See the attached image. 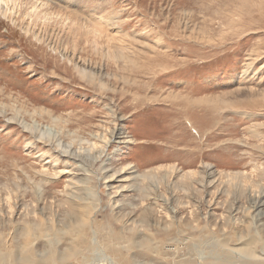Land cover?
Here are the masks:
<instances>
[{"label": "rangeland", "instance_id": "374dc122", "mask_svg": "<svg viewBox=\"0 0 264 264\" xmlns=\"http://www.w3.org/2000/svg\"><path fill=\"white\" fill-rule=\"evenodd\" d=\"M7 1L1 252L19 255L30 225L40 256L88 236L86 264H128L109 244L132 264L261 261L264 0Z\"/></svg>", "mask_w": 264, "mask_h": 264}, {"label": "bare ground", "instance_id": "6f19581e", "mask_svg": "<svg viewBox=\"0 0 264 264\" xmlns=\"http://www.w3.org/2000/svg\"><path fill=\"white\" fill-rule=\"evenodd\" d=\"M36 1H38V0H36ZM37 3V2H36ZM7 6V7H6ZM10 12V10L11 9H9L8 8V1L7 0H0V13H5V14H7V12L8 11ZM39 11V10H38ZM37 11V12H38ZM50 13V12H49ZM66 14V13H65ZM97 27V26H96ZM95 29V28H94ZM97 32V31H96ZM103 35V34H102ZM121 50V49H120ZM249 68V67H248ZM46 136V135H45ZM103 138H105V137H103ZM106 139V138H105ZM105 139H103V140H105ZM96 148V147H95ZM65 151V150H64ZM67 152V151H66ZM97 159V158H96ZM84 160V159H83ZM86 163V162H85ZM77 164H78V167H80V169L81 170H85L86 171V173H85V175L82 177V183H81V191H85V192H87V191H91V194H92V196H94L93 195V193L95 192H92V188H93V190H95V188H94V186L93 187H91L90 186V182H91V173H90V171H89V169L87 168V166L83 163V162H81V161H77ZM162 167V166H161ZM163 167H165V166H163ZM72 168V167H71ZM159 168V167H158ZM155 169V168H154ZM160 169V168H159ZM164 169V168H163ZM156 170V169H155ZM161 170V169H160ZM157 171H158V169H157ZM156 172V171H155ZM170 172V171H169ZM59 173H62V172H59ZM148 175V174H147ZM151 177V176H150ZM231 178V177H230ZM154 179V178H153ZM76 182H78V181H76ZM76 182H75V184H76ZM80 183V182H79ZM97 192V191H96ZM95 194V193H94ZM72 195H74V194H72ZM97 195V194H96ZM69 196L70 197H72L71 196V194H69ZM74 197V196H73ZM264 192L262 191L261 193H259V195H257V198L256 199H254L253 200V203L251 204V206L253 207L252 209H253V212H256L255 214H254V216H261V214H262V207H263V205H264ZM71 200L72 199H75V198H70ZM69 199V200H70ZM78 200V199H77ZM74 201V200H73ZM72 201V202H73ZM69 202H71V201H69ZM74 202H76V201H74ZM77 205V204H76ZM80 212V211H79ZM96 212V211H95ZM79 218V217H78ZM81 218V217H80ZM75 223V222H74ZM65 224V223H64ZM89 224H91V223H89ZM69 225V224H68ZM81 226H82V224H80ZM86 226H88L87 224H85ZM85 225H83V226H85ZM100 225H98V227H99ZM89 227V226H88ZM110 227V226H109ZM73 228H75V227H73ZM79 228H81V227H79ZM78 229V228H77ZM76 229V230H77ZM48 230V229H47ZM50 230V229H49ZM56 230V229H55ZM62 230V229H61ZM80 230V229H79ZM84 231V230H83ZM82 231V232H83ZM92 231H94V230H92ZM81 232V231H80ZM89 232V231H88ZM32 229H31V227H30V225H28V227L26 228V233H25V236H26V241H25V243L23 244V246L21 247V249H20V252H19V255H17L16 254V252H15V254H14V256L12 257V256H10V255H6V254H3L1 251V249H0V264H9L10 262H14V264H59V263H64L65 262V258L66 257H68V256H70V255H77V253H79V254H81V255H83V262L86 264L87 262H88V258L90 259V257H92V256H90V255H88L87 253L89 252V251H93V246H88V245H91L92 244V241H91V239H88L86 236H81V235H83V234H80V236L81 237H77V240H78V238H80L77 242H75L74 244H72L71 243V245H70V247H68V250L64 253V252H62V254L63 255H61V253H60V255L59 256H56L57 254L55 253V250L54 251H52V250H45L46 252H45V254H44V252H43V255L42 256H40V255H37V253L35 252V250L33 249V247H32V241L30 240V239H32ZM119 234V236H120V238H121V241H123V243H125V235H123V234H121V233H118ZM57 235V234H56ZM63 235V234H62ZM72 236V235H71ZM31 237V238H30ZM43 237V236H42ZM42 237H40V238H42ZM57 237V236H56ZM59 237V236H58ZM95 238V237H94ZM93 238V239H94ZM110 238H111V236H110ZM112 238H114V236L112 237ZM192 238V237H191ZM34 239V238H33ZM57 239V238H56ZM59 239H60V237H59ZM92 239V240H93ZM99 239V238H98ZM97 239V240H98ZM108 239V238H107ZM72 240H74V239H72ZM111 240V239H110ZM187 240H189V239H187ZM203 240V239H202ZM253 240H256V239H253ZM252 240V241H253ZM57 241H59V240H57ZM93 241H95V240H93ZM190 241V240H189ZM196 241H198V239H196V237H194L192 240H191V244H189V246H187V247H190V249H191V251H198L197 253H200L202 250L201 249H203V248H201L202 246H199L200 244H198V242H196ZM70 242V241H69ZM96 242H98V241H96ZM132 242V241H131ZM213 242H215V241H213ZM6 243V242H5ZM4 243V244H5ZM100 243V242H99ZM148 243V242H147ZM3 244V245H4ZM94 244V243H93ZM101 244V243H100ZM11 245V244H10ZM113 244H109L108 246H109V249L113 252V253H116L117 255H116V257H117V259H118V261H116V262H119V259H122V261H125V262H128V264H132L133 263V260H131L130 258L128 259L127 258V254H126V251H128L129 249H127L126 247H115V248H113V246H112ZM128 245V244H127ZM208 246H210L211 248H216V251H214L212 254H215V255H217L218 254V256L219 257H221L222 259H225V260H229V258H226V257H224V255H222L221 253H227V250L226 249H223L222 247H221V244H219V242L217 243H212V242H210V243H208L207 244ZM226 245V244H225ZM5 246H7V245H5ZM58 246V245H57ZM204 247V246H203ZM0 248H1V246H0ZM96 248V247H95ZM199 250H198V249ZM207 248V247H206ZM4 249V248H3ZM189 249V248H188ZM5 250V249H4ZM7 250V249H6ZM242 250H244V251H242ZM242 250H240V252H243V253H245L246 255H247V257H246V259L247 260H252V259H254L255 257H256V255H255V251H254V248H253V246L251 245V247H247L246 249H242ZM95 251V250H94ZM93 251V252H94ZM264 251V250H263ZM57 252V251H56ZM262 252V251H261ZM260 252V253H261ZM56 255H55V254ZM58 253V252H57ZM93 254V253H92ZM200 255H203V254H200ZM258 255V254H257ZM88 256V257H87ZM90 256V257H89ZM245 259V260H246ZM262 259V258H261ZM114 259H111V261H109L108 260V262H109V264H113L114 263V261H113ZM244 260V259H243ZM264 261V258L261 260V261H258V263H260V262H263ZM81 263V262H80ZM212 263V260H207L206 262H205V264H211ZM257 262H249L248 264H258ZM115 264V263H114ZM212 264H216L214 261H213V263ZM222 264H225V263H222ZM230 264H232L231 263V261H230Z\"/></svg>", "mask_w": 264, "mask_h": 264}]
</instances>
